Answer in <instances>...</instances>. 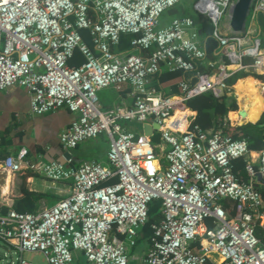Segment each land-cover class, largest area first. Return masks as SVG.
Here are the masks:
<instances>
[{
    "label": "built area",
    "instance_id": "built-area-1",
    "mask_svg": "<svg viewBox=\"0 0 264 264\" xmlns=\"http://www.w3.org/2000/svg\"><path fill=\"white\" fill-rule=\"evenodd\" d=\"M181 1L0 0V90L23 86L33 114L60 107L74 114L59 135L65 149L101 133L110 140L105 164L31 161L24 149L0 157L2 170L70 183L67 195L39 211H0V242L18 254L12 264H39L22 255L35 252L46 264H71L76 252L84 264H130L152 200H160L161 217L151 224L143 264H264V199L254 186L264 184V139L251 149L218 127L192 125L186 105L207 91L229 93L238 71L252 73L264 95L261 39L250 29L232 33L235 0H194L217 41L211 58ZM259 13L264 0H254L250 21ZM123 34L132 35L129 47L116 50ZM77 52L83 59L72 63ZM163 70L183 73L177 93L155 84ZM109 87L129 90L105 108L98 93ZM177 110L189 112L173 119ZM129 121L157 123L161 146ZM239 158L244 177L233 167Z\"/></svg>",
    "mask_w": 264,
    "mask_h": 264
},
{
    "label": "crops",
    "instance_id": "crops-1",
    "mask_svg": "<svg viewBox=\"0 0 264 264\" xmlns=\"http://www.w3.org/2000/svg\"><path fill=\"white\" fill-rule=\"evenodd\" d=\"M246 29H250L248 36L251 38L254 36H258L260 39V36L264 38V15L259 13L252 22L248 17ZM85 36L87 42L90 44L87 33H85ZM261 47L264 49L262 39ZM119 49L121 48L118 47L116 50ZM81 57L79 54V58ZM72 63H74V60ZM182 77L183 73L181 71L171 72L163 70L156 76L155 84L165 93H177V83ZM237 80L234 83H229L232 87L229 93L225 94L235 98L239 109L250 107L252 112L259 113V116L249 115L246 118L248 120L254 119L252 122H256L260 119L261 111L264 108V95L262 92L247 90L242 93L239 100L234 87ZM243 82L246 81L241 80L239 86L245 84ZM250 83L253 84V82ZM128 90L127 88L119 93L113 87H109L99 91L98 97L102 106L108 108L118 103L120 98H125ZM247 97L249 99H246ZM189 111L195 116V111L191 109ZM240 116L234 113L230 115V117L237 119V125L246 123L242 121L244 118ZM239 117L241 118L240 121ZM74 119H76V116L66 107H60L43 114H33L30 111L29 94L23 86L13 85L8 89L0 90V157L10 154L16 155L18 151L24 149L27 157L31 161L41 160L48 162L55 160L65 162V160L71 158L73 165L91 160H97L105 164L107 162V152L110 144L106 133H101L97 137L86 139L73 149H65L62 147L59 142V135ZM157 144L161 146L160 142H157ZM66 153H69V156ZM240 171H242L240 173L243 176L244 170L242 169ZM69 190L70 183L68 181L54 182L45 178L41 173L29 169L14 173L0 169V211L16 209L21 212H36L54 204L67 195ZM25 191L32 193V201L29 204L18 203V200L24 197ZM0 245H3L0 246V252L5 253V256L2 258L3 261L0 264H12V261H14L11 258L12 247L2 242H0ZM148 245V237H143L141 234H138L135 246L129 250L130 264H143V258ZM3 247H6V249H2ZM84 262L82 254H79L76 255V260L71 264H84ZM37 263L46 264L44 259H39Z\"/></svg>",
    "mask_w": 264,
    "mask_h": 264
},
{
    "label": "trees",
    "instance_id": "trees-1",
    "mask_svg": "<svg viewBox=\"0 0 264 264\" xmlns=\"http://www.w3.org/2000/svg\"><path fill=\"white\" fill-rule=\"evenodd\" d=\"M177 10L178 7H175L170 11L174 12ZM195 21L197 22L198 26L201 29V33L204 36V47L207 52V55L211 58H214L215 50H217V41L211 36L212 25L210 24L209 20L202 15H198ZM131 37H132L131 34L121 35L120 42L117 45L116 49H118V47L121 49L128 48ZM82 59H83L82 57L79 58L78 52L75 53V57L73 58L74 63H80ZM171 72H180V70H175ZM246 75H248V73L243 71L235 72L229 78L228 83H234L238 78L243 77L237 80V82L234 84L235 87L241 80L246 82H251L252 79H256L253 76L250 75L246 76ZM240 88L241 86L238 85L237 89L235 90L237 96ZM247 90H255L257 92H261L260 84L257 83V81H254L253 84L250 85ZM241 96L242 94H240L239 100ZM186 105L189 109L195 111V116L191 121L192 125L196 124L205 130H211L218 127L234 138L247 139V141L249 142V147L251 149H259L262 146L264 139V110L258 121L256 122L249 121L237 125L236 124L237 119L235 117H230L232 113L234 114L238 113L236 100L234 97L227 96V94H223L222 96H215L212 92L207 91L189 99L186 102ZM229 111L231 112L229 113ZM188 112L189 111L177 110L175 112V116L173 117V119L181 117ZM228 113L230 118L228 117ZM250 120H254V119H250ZM180 127L183 129L184 123ZM159 140L160 139L158 133H154L151 137V141L153 143H157L159 142ZM244 165H245V160L243 158H239L234 161L233 167L236 171L242 172L240 170L242 169L244 170ZM110 181L112 182L113 180ZM259 190L262 193L264 199V190L261 188H259ZM31 194L32 193H30L29 191H25L24 197L22 199H19L18 203L29 204L32 201ZM224 206L229 207V204L225 203ZM160 209H161L160 200H152L150 202L147 222L144 225H142L140 228H138V234H141V236L143 237L147 236L149 238L151 234V224L154 221L159 220L161 217L159 213ZM21 210H27V209H21ZM4 211L5 210H2V212Z\"/></svg>",
    "mask_w": 264,
    "mask_h": 264
},
{
    "label": "water",
    "instance_id": "water-1",
    "mask_svg": "<svg viewBox=\"0 0 264 264\" xmlns=\"http://www.w3.org/2000/svg\"><path fill=\"white\" fill-rule=\"evenodd\" d=\"M254 0H235L230 8V18H229V27L232 33L242 34L245 31L246 23L250 13V9L253 5ZM223 95V94H222ZM263 111H261L262 114ZM239 115L244 117L243 109L238 110ZM159 127L157 123H144L141 126V131L146 136H152L153 131ZM137 139V134L134 137V140ZM69 156V153H66ZM256 188H261L264 190V184L254 183ZM3 256L5 253L0 252V262L3 261Z\"/></svg>",
    "mask_w": 264,
    "mask_h": 264
},
{
    "label": "rangeland",
    "instance_id": "rangeland-1",
    "mask_svg": "<svg viewBox=\"0 0 264 264\" xmlns=\"http://www.w3.org/2000/svg\"><path fill=\"white\" fill-rule=\"evenodd\" d=\"M193 3H194V0H183V1H181V6H183V8L185 9L186 13L191 14V16L196 20V18L198 16V13L195 12V10L193 9ZM175 12L176 11L171 12L169 10L164 11L163 14L160 17V26L168 25L170 23L171 19L175 16ZM224 17H225L224 15L221 16V18L219 20L220 24H223L225 22ZM260 37L263 40V44H264V38H262V36H260ZM248 75L255 77L252 73H248ZM248 75H246V76H248ZM254 81H257V83L260 84V81L258 79H252L251 82H254ZM238 85H239V83L235 86V90L237 89ZM250 85H252V83L245 82V84H243L241 86L240 90L238 91V98H239L240 94H242L245 90H247L249 88ZM237 108L239 110V106H237ZM263 110H264V108L262 109V111ZM242 121L243 122H249V121L252 122L254 120L243 119ZM128 123H129L128 125L131 126L132 128H133V125L136 127V128L134 127L133 129L141 130V126L142 125L140 123L133 122V121H129ZM0 246H3V245H0ZM2 249H6V247H3ZM11 252H12V257L11 258H12V260H15V258L17 257V254L14 252L13 248H11ZM78 254H81V253L80 252H76L75 253L74 261L76 260V255H78ZM23 257L28 258V259L32 258V260L37 261V262H39V259L43 260L41 255L39 253H37V252L32 253V254L31 253H23ZM74 261L72 263H74Z\"/></svg>",
    "mask_w": 264,
    "mask_h": 264
},
{
    "label": "bare ground",
    "instance_id": "bare-ground-1",
    "mask_svg": "<svg viewBox=\"0 0 264 264\" xmlns=\"http://www.w3.org/2000/svg\"><path fill=\"white\" fill-rule=\"evenodd\" d=\"M246 99H249V97H247ZM243 109L244 111V119H246L249 115H254V116H259V113H255V112H252L251 108L250 107H247V108H241ZM239 115V113H237ZM240 116V115H239ZM242 117V116H240ZM241 118H239V121H240Z\"/></svg>",
    "mask_w": 264,
    "mask_h": 264
}]
</instances>
